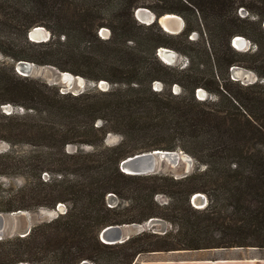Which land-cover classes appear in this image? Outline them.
Segmentation results:
<instances>
[{
  "label": "trees",
  "instance_id": "obj_1",
  "mask_svg": "<svg viewBox=\"0 0 264 264\" xmlns=\"http://www.w3.org/2000/svg\"><path fill=\"white\" fill-rule=\"evenodd\" d=\"M135 1L139 0H0V50L4 54L14 61L30 60L3 49L1 33L9 26L28 46L46 47L49 55H74L67 43L78 34L91 36L113 55H98L101 67L111 75H97L95 80L103 78L118 86L72 95L14 69L12 79L0 77V104L23 108L20 114L0 112V119H6L0 120V138L9 141L2 135L7 132L35 147L23 153L0 151V176L25 180L20 187L0 189V212L53 209L59 202L68 203L65 212L33 225L25 236L0 239V264H80L82 260L131 264L143 252L264 249V0H166L164 7L152 10L157 17L181 15L185 25L177 34L166 33L157 22L140 23L133 11L143 4ZM239 7H245L251 17L238 16ZM9 13L14 14L12 21ZM34 26L46 27L52 39L29 40L27 33ZM101 27L110 30L107 39L98 37ZM192 32L197 40L189 38ZM238 35L252 40L255 49L236 51L230 39ZM160 47L185 55L186 64L165 65L157 55ZM239 57L259 81L244 84L229 76L222 81L220 69L227 72L240 65ZM205 61L210 73L206 78ZM154 80L177 83L181 93L168 91L169 99H162L160 92L151 89ZM199 87L211 98L197 99ZM141 104L157 112L134 115V107ZM110 131L118 132L122 140L103 146ZM137 132L176 138L178 143H153L147 149H181L195 159L196 169L180 178L122 172L119 162L135 154L126 148L128 136ZM69 143L94 149L68 153L64 146ZM43 171L48 179L41 178ZM195 192L205 193L208 203L201 211L202 220L185 218L192 226L184 232L185 241L168 231L160 235L144 230L112 245L98 237L109 224L144 223L151 217L182 221L186 211H195L190 204ZM108 193L118 198L112 207L106 203ZM157 193L167 194L181 206L160 207L154 199ZM199 233L209 236L201 238Z\"/></svg>",
  "mask_w": 264,
  "mask_h": 264
},
{
  "label": "rangeland",
  "instance_id": "obj_2",
  "mask_svg": "<svg viewBox=\"0 0 264 264\" xmlns=\"http://www.w3.org/2000/svg\"><path fill=\"white\" fill-rule=\"evenodd\" d=\"M166 0H139L135 1V3H142L143 5H140L138 7L146 8L150 12L154 13L152 9H161L164 7ZM111 4L119 3V1H110ZM135 10V9H134ZM134 12V11H133ZM140 12V11H139ZM175 14V13H174ZM176 16H179L182 18L181 15L175 14ZM237 15L240 17H251V13L245 8V7H239L237 9ZM138 18L147 20L143 17H141L140 14L137 13ZM14 18L13 13H9V21H12ZM183 19V18H182ZM184 20V19H183ZM45 28V31H47V40H51V32L44 26H40ZM262 27L264 28V23H262ZM3 34L1 36V39L4 42V45L2 46L5 51H7L9 54H22L26 55L30 58V60H26L28 62L33 63L32 70L29 74L30 78H33L35 80H38L40 82H46L49 85L54 86L57 88L59 93H70L72 95L79 94L81 92L86 91H97L101 89H115L118 88L116 84H111L106 79H99L95 80V77L97 75H108L110 76L111 73L106 71L105 68L101 67L100 59L98 58V55L101 53L107 54L108 56H113L109 51L106 49L104 43L101 41H98L97 39L93 37H85L81 34L76 35L70 43H67L68 48H70L74 55H49L46 54V51L48 50L46 47L38 46V45H30L28 46L22 35L17 32V30L14 28V26H9V30L6 32H2ZM98 37L101 40L107 39L110 36V30L107 27H101L97 32ZM243 37L244 38V45L241 47L237 46L234 43V39L236 37ZM233 36L230 39V44L236 47H233L236 51L244 53L248 51H253L255 49V44L252 40H250L248 37L243 35ZM28 38V36H27ZM190 39L197 40V34L195 32H192L189 36ZM29 39V38H28ZM62 40V38H60ZM44 41H32V42H44ZM63 41V40H62ZM233 41V42H232ZM8 43V45H7ZM58 47V46H56ZM170 50L174 51L175 58L170 63L172 66H184L187 62V57L176 50L169 48ZM239 49V50H237ZM158 51V50H157ZM158 53V52H157ZM161 54V53H160ZM119 58V57H117ZM160 58V57H159ZM241 59L240 65H233L228 68L227 72L224 71V69H220V75L222 78V81L225 80L226 76H229L232 80H238L240 83H253L256 81H259V77L256 75V73L247 68L245 66V62L243 60V57H239ZM161 60V59H160ZM162 61V60H161ZM163 62V61H162ZM165 65V62H163ZM15 64L16 61H14L10 56L4 54L0 50V77L1 76H9V79H12V69L15 70ZM204 67L206 70V73L204 74L205 78L209 77V66L207 64V61L204 62ZM63 68L67 69H74L77 71V73L72 72L70 70L62 71ZM16 71V70H15ZM60 72H68L71 75V79H65L61 80L59 78ZM103 83V84H99ZM151 89L160 92V97L162 99H169V96L167 95L168 91H171L173 94H179L181 93V87L177 83H172L170 85L164 84L160 80H154L151 83ZM201 90V91H199ZM146 96L149 99H154V96H149L146 94ZM212 95L209 94V92L199 87L195 90V97L198 98H211ZM1 97V96H0ZM9 104V103H7ZM7 104H0V112H4V108H2L4 105ZM12 106L14 113H19L20 111L14 110L15 107L12 104H9ZM150 105L148 104H141L139 106L134 107V115H147V114H155L157 110L154 108H150ZM169 106H173L172 103H170ZM124 112V111H123ZM23 113V112H21ZM1 121H6V119L1 118ZM102 121L100 119L96 120V124L100 125ZM3 137H6L9 139V141L0 138V151L2 150H13L19 153L27 152V151H33L35 150V147L27 142H23L20 140V137H14L11 134L4 132L2 133ZM122 136L118 132L110 131L107 132L105 135V138L102 142L103 146H115L119 142H121ZM169 142H176L178 143L179 140L176 138H172L171 136L167 134H159L157 136H144L141 132L134 133L133 135L128 136V144H127V150L133 151L134 153L139 151H150L147 149L150 148V145L153 143H158L159 145L166 144ZM94 149L93 146L86 145V144H77V143H69L64 146V151L68 153L76 152L78 150H83L86 152H91ZM179 149H176V151ZM181 150V149H180ZM184 154L188 155L191 158V161L188 163L183 158H180L179 162L176 165H171L166 162H161L157 166V170L155 173H161V174H168L173 176V178H180L183 177V175H187L191 173L194 169L197 167V163L195 159L188 154L187 152H184L181 150ZM45 160H49V155L47 152L44 153ZM41 178L48 179L49 174H47L45 171L42 172ZM24 178L21 176H0V189H6L9 187V189L14 187H20L24 184ZM203 198L202 201H193L192 197H190V204L195 209V211H186V215L184 219L176 220L175 222H171L168 219H165L163 217H151V218H158L164 221V229L161 230L160 224H155L148 229H145L148 232H154L157 234H163L166 231L171 232L176 235V238L185 241L187 237H185L184 232L187 231V233L191 230L190 224L187 222L185 223V218L188 217L189 221H200L203 218L202 210L205 208V206L208 203V198L205 193L199 192ZM155 201L160 207L164 206H172L173 204H179L181 206V202H177L175 200H172L167 196L165 193H157L154 196ZM118 202V198L113 193H108L106 195V203L108 206L112 207L116 205ZM59 204L61 206H59ZM68 206V203L65 202H59L56 207L58 209L53 208H47V207H40L32 211H27V214L29 217H27L25 214H22L21 216H18L14 219L9 218V221H7L5 225V237L13 236V235H19V233L23 232L26 225L29 224L30 227L33 225L42 222V221H48L52 218L56 217L60 212H65L66 207ZM163 211H167L166 209H163ZM146 223V222H145ZM201 238L209 236L208 233H199ZM190 237L188 238V240ZM232 248H235L236 250H231ZM226 251H234L238 256H250V255H256V256H264V249L261 248H253V247H231V248H224ZM182 250H193V249H182ZM224 252V251H222ZM147 252H143L140 254H145ZM227 253V252H226ZM139 254V255H140ZM139 255L135 256L132 260V263L134 262L135 258ZM83 261V260H82ZM87 261V260H86ZM18 264H29V263H18ZM81 264V262H80ZM87 264H92L90 261H87Z\"/></svg>",
  "mask_w": 264,
  "mask_h": 264
},
{
  "label": "water",
  "instance_id": "obj_3",
  "mask_svg": "<svg viewBox=\"0 0 264 264\" xmlns=\"http://www.w3.org/2000/svg\"><path fill=\"white\" fill-rule=\"evenodd\" d=\"M139 9H143L141 7H137L133 14L134 17L143 24H151L153 22H157L158 25L166 32L169 34H177L180 33L185 25L184 20L179 17L180 19V24L172 21L174 19V16H176L174 13H164L160 16H156L154 13L150 12V14L146 15L147 18H149L148 20H141L138 18V16L136 15L137 10ZM173 18V19H172ZM40 26H34L33 28H31L28 33L27 36L29 38V40L31 41H44L45 39H47V33L46 36L43 39H38V38H32L31 34L34 33V31L36 30V28H38ZM43 28V27H42ZM45 29V28H44ZM233 42V41H232ZM232 46L235 47L232 43ZM166 47H160L158 49V53L157 55L160 57V59L164 61L163 57L160 55V52L163 51ZM236 48V47H235ZM169 49V48H168ZM239 50V49H237ZM174 52V51H173ZM175 53V52H174ZM175 58V55H174ZM173 58V60H174ZM168 65H171V63H167ZM33 67V63L28 62L26 60H18L16 61L15 64V70L17 73H19L20 75L23 76H29L31 70ZM63 73H68V72H60L59 74V78H61V80H65L63 77ZM99 84H103V83H99ZM101 90H106V89H101ZM201 91V90H199ZM200 100H204V98H198ZM2 108H4V112L6 114H9V104L4 105ZM161 149H153L151 151H144V152H139V153H135L129 156H126L125 158H123L120 162H119V168L122 172L126 173V174H131V175H147V174H152L155 173L157 170V166L159 163L161 162H166L168 164L171 165H176L180 160L178 158V155L176 154L175 156H171L168 158H164L160 153H158ZM166 152H175L176 150H164ZM178 152H182L181 150H178ZM183 153V152H182ZM185 176V175H183ZM192 200L193 201H200L199 199H201L203 196L199 193V192H195L194 194H192ZM61 206V205H59ZM56 209H58V207H56ZM64 212V211H63ZM60 212V213H63ZM22 214H25L27 217V211L26 210H16V211H12V212H0V239L5 237V225L7 223V221H9V218H16L18 216H21ZM160 224L161 225V230L164 229V221L158 218H150L146 221V223H123V224H109L104 226L98 233V237L100 239L101 242L105 243V244H117V243H123L126 240H128L131 236L139 234L141 232H143L145 229H148L149 227L155 225V224ZM31 227L28 225H26L25 229L23 232L19 233V236H25L26 234H28V232L30 231ZM81 264H87L86 260H83L81 262Z\"/></svg>",
  "mask_w": 264,
  "mask_h": 264
},
{
  "label": "crops",
  "instance_id": "obj_4",
  "mask_svg": "<svg viewBox=\"0 0 264 264\" xmlns=\"http://www.w3.org/2000/svg\"><path fill=\"white\" fill-rule=\"evenodd\" d=\"M133 264H264V256H238L224 248L153 251L140 254Z\"/></svg>",
  "mask_w": 264,
  "mask_h": 264
},
{
  "label": "bare ground",
  "instance_id": "obj_5",
  "mask_svg": "<svg viewBox=\"0 0 264 264\" xmlns=\"http://www.w3.org/2000/svg\"><path fill=\"white\" fill-rule=\"evenodd\" d=\"M137 13L140 14L141 17H143V18H145L147 20L149 19L146 16V15L150 14L148 10H146L144 8L143 9H139V10H137ZM137 13H136V15H137ZM141 20H143V19H141ZM172 21L180 24V19H179L178 16H174V19ZM46 33H47V31H45L44 28L38 27V28H36L34 33L31 34V36H32V38L43 39L46 36ZM244 41H245L244 38L243 37H239V36L234 39V43L237 46H239V47L240 46L242 47L245 44ZM163 49L164 50L160 52L161 53L160 55L163 57L165 62L170 63L173 60V58H174V52L172 50L168 49V48H163ZM63 77H64V79H71V75L69 73H63ZM158 153H160L164 158H168V157H171V156H175L176 157V154H177L179 159L183 158L188 163L191 161V158L188 155H186V154H184L182 152H178V150L175 151V152H173V151L172 152H169V151L166 152L164 150H160ZM199 200L201 201V199H199Z\"/></svg>",
  "mask_w": 264,
  "mask_h": 264
},
{
  "label": "built area",
  "instance_id": "obj_6",
  "mask_svg": "<svg viewBox=\"0 0 264 264\" xmlns=\"http://www.w3.org/2000/svg\"><path fill=\"white\" fill-rule=\"evenodd\" d=\"M14 110L22 112L23 111V108H21V107H15ZM12 111H13V108H12L11 105H9V111L8 112L11 113Z\"/></svg>",
  "mask_w": 264,
  "mask_h": 264
}]
</instances>
